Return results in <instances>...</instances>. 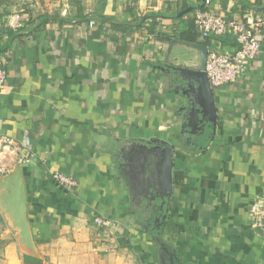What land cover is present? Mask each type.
<instances>
[{
	"label": "crops",
	"instance_id": "crops-1",
	"mask_svg": "<svg viewBox=\"0 0 264 264\" xmlns=\"http://www.w3.org/2000/svg\"><path fill=\"white\" fill-rule=\"evenodd\" d=\"M222 2L204 4L234 18L235 1ZM182 3L0 0V133L15 143L0 155L9 168L0 181L20 170L34 243L21 241L0 187L3 264H264V235L249 216L264 193V32L237 80L213 87L215 124L190 136L168 66L193 54L176 44L168 53L194 20ZM157 139L172 148V189L153 195L163 212H150L130 180L144 174V146L164 147ZM55 172L77 184L61 185Z\"/></svg>",
	"mask_w": 264,
	"mask_h": 264
},
{
	"label": "water",
	"instance_id": "water-1",
	"mask_svg": "<svg viewBox=\"0 0 264 264\" xmlns=\"http://www.w3.org/2000/svg\"><path fill=\"white\" fill-rule=\"evenodd\" d=\"M205 1L203 0L201 4H197L196 6H190L185 11L201 8ZM175 44L193 51V54L188 53V51H183L177 55V65L169 64L168 66L170 68L169 71L171 69L175 71V73H172L174 81L177 83L185 82L184 84L194 93L192 105L195 112L187 116L188 125L193 126V124L201 122V126L204 129L205 123L212 122L215 124L216 121L214 91L205 70L209 46L207 43L201 41L173 38L168 49L169 55H171ZM194 113L196 115L194 117L195 121L194 123H190L192 118L191 114L194 115ZM197 128L200 127L197 126ZM157 141L164 143V147L161 144L153 147L144 146L148 153L141 154L138 157L141 165H139L137 170L141 169V173L144 174L141 176L139 183L135 182L133 176L131 177V187L135 189V185L138 184L140 188L138 189L139 191L135 190L133 192L134 199L141 200L142 196L154 197L157 194L164 197L172 189V172L174 166L172 148L166 141H160L159 139ZM156 151L158 152V157L150 154V152L154 153ZM124 165L126 166L127 163H124ZM0 187L5 191V206L14 218V225L20 230L21 241L29 247H34L31 228L26 216V193L20 170L18 169L16 174L4 177L0 181ZM161 208L163 209V207Z\"/></svg>",
	"mask_w": 264,
	"mask_h": 264
},
{
	"label": "built area",
	"instance_id": "built-area-1",
	"mask_svg": "<svg viewBox=\"0 0 264 264\" xmlns=\"http://www.w3.org/2000/svg\"><path fill=\"white\" fill-rule=\"evenodd\" d=\"M175 2L177 0H163ZM206 0L205 3H208ZM194 22L200 38L230 34L235 36L236 45L232 49L216 51L209 47L206 63V73L212 87H219L233 83L245 71L247 63L256 58L261 49V39L264 32V14L246 13L240 18H232L212 11L210 9H194ZM7 77L4 68H0V89ZM14 142L0 133V155L12 153L15 149ZM31 157L22 161L28 162ZM9 172L8 165L0 160V175ZM53 178L61 185L74 186L75 178L62 172L53 173ZM249 216L251 226L264 235V193L256 195L250 208ZM95 222L100 227L111 225L110 219L103 216L95 217ZM55 264V263H49Z\"/></svg>",
	"mask_w": 264,
	"mask_h": 264
},
{
	"label": "trees",
	"instance_id": "trees-1",
	"mask_svg": "<svg viewBox=\"0 0 264 264\" xmlns=\"http://www.w3.org/2000/svg\"><path fill=\"white\" fill-rule=\"evenodd\" d=\"M211 0H209L210 2ZM235 1V8L233 10L234 12V15L233 17L237 18L238 15H240L241 17L244 16L246 13H248L250 10H253V12H258L259 11V8L263 9L264 8V4L262 3L261 0H254V1H251V0H234ZM208 2V3H209ZM228 0H223L222 3H224L225 5L227 4ZM191 5H194L190 0H183V3L180 7V9H186L188 7H190ZM209 5L207 4H204L201 9H209L208 7ZM264 10V9H263ZM262 10V11H263ZM229 17V16H228ZM188 30L187 31H184V32H181L180 35H174V36H171V37H180L182 39H185V40H189V41H198L199 40V33L197 31V28H196V25L194 23V20L191 19L188 21ZM163 37H169V36H163ZM220 40V41H223L225 43V41L228 40H232L233 41V45L235 46L236 45V39H235V36L233 35H230V34H224V35H221V36H210L206 39H203V42L205 43H209L210 40ZM156 200V202H155ZM157 200L158 199H154V200H150L149 198L148 199H145L144 200V208H146L147 211H161L163 212V209L161 208V206L157 203ZM159 207V208H158ZM158 211V212H159ZM160 214V213H159ZM144 226L146 229H150L151 227L154 226V224H151L152 226L149 225L148 222H145L144 220Z\"/></svg>",
	"mask_w": 264,
	"mask_h": 264
},
{
	"label": "flooded vegetation",
	"instance_id": "flooded-vegetation-1",
	"mask_svg": "<svg viewBox=\"0 0 264 264\" xmlns=\"http://www.w3.org/2000/svg\"><path fill=\"white\" fill-rule=\"evenodd\" d=\"M173 81H174V79H173ZM174 82H175L174 83L175 88H179L180 91H181V94H182V97H183V100H184L182 107L185 109V117H187L190 113L195 112V109L193 108V105H192V100H193L194 93H192L191 90L184 84L185 82H179V83H177L176 81H174ZM195 106L198 107L197 104H195ZM191 117L192 118L190 120V123H194V121H195L194 117H196L195 113H194V115L191 114ZM210 124L211 123H209V122L205 123V126H204L205 130H204L202 128V126H201L202 123L198 122L197 124H193V126H190V128L187 129V132H189L188 134H190V136H191V134H194L195 132L198 131V130L197 131L194 130L195 128H197V126L200 127L201 129H203L202 132H205V131L207 132L208 131L207 128L210 127ZM159 196H161V195L157 194V197H159ZM149 199L151 200L152 196L151 197L149 196Z\"/></svg>",
	"mask_w": 264,
	"mask_h": 264
},
{
	"label": "rangeland",
	"instance_id": "rangeland-1",
	"mask_svg": "<svg viewBox=\"0 0 264 264\" xmlns=\"http://www.w3.org/2000/svg\"><path fill=\"white\" fill-rule=\"evenodd\" d=\"M183 47V46H182ZM184 48V47H183ZM185 49V48H184ZM0 264H3V261L0 259Z\"/></svg>",
	"mask_w": 264,
	"mask_h": 264
}]
</instances>
